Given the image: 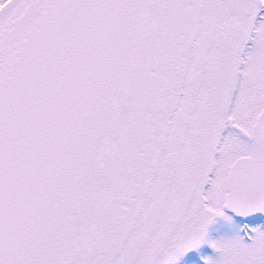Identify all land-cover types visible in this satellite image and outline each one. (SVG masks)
I'll return each instance as SVG.
<instances>
[{
  "label": "snow or ice",
  "instance_id": "snow-or-ice-1",
  "mask_svg": "<svg viewBox=\"0 0 264 264\" xmlns=\"http://www.w3.org/2000/svg\"><path fill=\"white\" fill-rule=\"evenodd\" d=\"M0 264H264V0H0Z\"/></svg>",
  "mask_w": 264,
  "mask_h": 264
}]
</instances>
